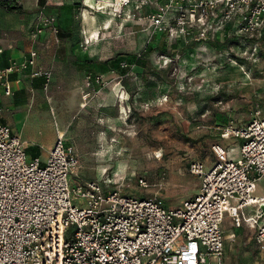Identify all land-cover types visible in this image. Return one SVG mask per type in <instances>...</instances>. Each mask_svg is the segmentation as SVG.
I'll return each mask as SVG.
<instances>
[{
	"label": "built area",
	"instance_id": "obj_1",
	"mask_svg": "<svg viewBox=\"0 0 264 264\" xmlns=\"http://www.w3.org/2000/svg\"><path fill=\"white\" fill-rule=\"evenodd\" d=\"M130 1L119 0L117 8L108 4L120 15ZM156 1L161 2L155 11L138 17L147 21L149 38L159 30L168 40L180 32L186 44L194 28L195 38L207 39L226 24L229 36L255 38L264 24V0ZM215 15L217 21L208 23ZM34 17L33 37L44 28L58 33L54 13L39 9ZM3 51L0 45V88L5 95L14 91L10 75L29 69L32 77H43L44 89L49 87L52 69L37 65L39 49L30 47L6 64L1 63ZM219 135L240 139L239 156L228 158L226 146L213 141L212 165L200 158L188 164L200 178L197 192L169 206L159 194L130 195L106 188L99 179L71 184L70 174L79 163L64 137L57 136L45 160L30 157L20 134L0 116V264H223V217L229 214L239 223L243 206L264 201V195L253 191L256 180L264 182L261 109L242 126L232 121L221 125ZM259 216L261 212L246 220L257 224L254 237L264 248V221L258 223Z\"/></svg>",
	"mask_w": 264,
	"mask_h": 264
},
{
	"label": "rangeland",
	"instance_id": "obj_2",
	"mask_svg": "<svg viewBox=\"0 0 264 264\" xmlns=\"http://www.w3.org/2000/svg\"><path fill=\"white\" fill-rule=\"evenodd\" d=\"M95 1L79 0L73 6L71 26L87 32L86 42L74 35L80 47L70 50L64 60L69 62L58 72L59 81L65 73L74 76V81L62 80L52 89L42 87L47 111L42 115L51 119L55 130L65 120L66 128L59 134L74 147L79 163L70 174L71 184L99 179L106 188L117 187L130 195L159 194L166 205H178L199 187L200 178L189 171V162L215 158L211 144L221 143V125L243 123L256 108L264 115V40L257 42L255 50L250 39L244 48L227 40L209 53L184 54L178 41L169 44L166 39L163 45L170 53L161 55V46L150 41L147 29H140L145 25L137 17L142 12H135L136 17L130 13L134 18L121 25L130 17L128 11L120 22L122 12L116 14L113 6L103 11L91 8L104 2L116 7L115 0ZM39 9L52 10L41 5ZM84 10L90 15L96 12L98 20L88 18L83 23ZM104 15L118 18L95 44L94 35L88 33L98 24L106 27ZM51 35L47 66L54 71L52 62L60 53L62 33L59 29ZM146 46L141 63L134 62ZM14 129L20 131L18 125ZM231 141L228 138L226 148L235 158ZM205 162L209 166L211 161ZM139 177L146 180V186ZM73 201L80 203L78 197Z\"/></svg>",
	"mask_w": 264,
	"mask_h": 264
},
{
	"label": "crops",
	"instance_id": "obj_3",
	"mask_svg": "<svg viewBox=\"0 0 264 264\" xmlns=\"http://www.w3.org/2000/svg\"><path fill=\"white\" fill-rule=\"evenodd\" d=\"M20 8L17 9H7L0 5V45L3 47L2 53V64H6L9 59L12 57H22L29 52L30 47H35L39 49V55L37 58V65L42 66L43 68L48 67L49 65V56L47 54V48L49 44H52L51 34L47 28H44L42 32H40L36 37L31 35L30 29L32 28L33 22L35 21V14L38 7L41 5L44 8H51V13H54L57 16V22L60 27V32L62 33V45L59 54L54 58L56 62H52L54 68L56 70L52 71V76L50 79L51 89L55 88L58 82L62 83V80L66 82H73L74 76L63 74L62 78L59 79L58 72H62V68L66 66L68 60L70 50L75 51L76 47H78L79 42L77 43L74 40V35H77L80 42H86L87 32L83 30H79L77 26H71L72 18L70 17L71 12L73 10V6L79 0H20ZM84 1V0H83ZM90 1V0H89ZM93 2V0H91ZM95 1V0H94ZM156 0H132L127 3L121 10L122 15L121 18H126L124 15L127 12L128 14L135 12H142L138 14L137 17L143 15L147 12H152L157 9ZM96 3V1H95ZM103 5V8L107 6V2ZM74 4V5H73ZM86 6V5H85ZM85 17L83 15L82 22L88 20V18L93 19L94 21L98 20V17L95 12L93 15H90L87 10H84ZM220 8L218 10V14L220 13ZM131 15V14H130ZM129 15V16H130ZM134 15V17H136ZM105 16V15H104ZM118 16V15H117ZM133 17V18H134ZM111 18L112 24L109 28H107L106 20ZM118 17L112 18L111 16H106L105 19L102 17V22L106 24L104 29L100 28V24H98V34L99 39L94 41L93 43L98 44L100 41V34L102 31H109L115 24L114 21L117 20ZM130 17L122 20L121 25H126L127 22H131L133 19ZM217 21V15L210 17L208 23H215ZM116 22V21H115ZM144 24L140 29L143 31L146 29L147 21L144 20ZM230 25L226 24L224 29H219L212 33L207 39L195 38L197 34V29L194 28L192 35L193 38L189 41V43L183 42V37L180 32L176 35V37L169 39V41H178L180 44V48H184V54H193V53H209L212 52L211 49L214 47L225 45L227 40H233L240 48H244L245 40H251L252 42H259L264 40V24L261 25L260 32L255 38H248L244 36L232 35L229 36L226 34L227 29H229ZM96 27V26H95ZM94 27V28H95ZM93 28V29H94ZM107 28V29H105ZM124 27L121 26V29ZM92 29V30H93ZM92 30L88 33L91 34ZM130 32L131 29H129ZM89 31V30H88ZM210 33V30H209ZM89 36V35H88ZM91 37V35H90ZM165 34L159 30L157 31L151 38L150 41L152 43L158 44V46H163L164 41H166ZM174 43V44H175ZM262 44V43H261ZM80 47V45H79ZM189 48L186 50L185 48ZM84 52V51H83ZM214 52V51H213ZM82 53V52H81ZM83 55V54H82ZM83 57V56H82ZM45 58V61H44ZM43 62V63H42ZM84 63V60H78L77 63ZM82 66V64H78ZM10 79L14 86V91L12 95H5L0 88V116L1 119L7 123L12 131L14 132V127L18 125L20 131H15L20 134L24 146L26 148V152L30 157L39 156L42 160H45L48 156V152L50 147L55 141L57 135H59V130H64L66 126L64 125L65 120L59 122L53 128L51 119L46 116V107L43 105L42 98V87H43V77L42 76H34L30 75V69L24 70L18 73H13L10 75ZM77 80V79H76ZM78 81V80H77ZM32 100V101H31ZM18 106V107H16ZM44 114V115H42ZM253 115V114H252ZM250 115L247 120L243 123H234L235 125L242 126L245 122H247L251 116ZM18 117V120L16 119ZM17 120V121H16ZM27 130L28 133H25ZM67 133V131H66ZM65 133V134H66ZM220 133V130H219ZM220 137V135H219ZM47 138V139H45ZM222 138V137H220ZM231 138L232 144L230 145V149H232V154L237 151V156H239V146L240 139L229 136ZM228 138H222L221 143L225 146L228 145L226 142ZM66 141V139H65ZM236 143L237 150H233L235 148ZM70 144V143H68ZM227 147V146H226ZM76 153V152H75ZM215 157V156H214ZM227 157L229 156L227 150ZM203 160L207 162H212L214 159L209 160V158H204ZM210 162L209 166L212 165ZM207 165V164H206ZM194 175V174H193ZM197 176V175H195ZM198 189V188H197ZM254 194L258 197L264 195V182L263 180H256L254 187ZM197 192V191H196ZM236 199L232 198V202H235ZM262 205L263 207H260ZM257 212H261V216L258 217L257 222L262 223L264 221V201L263 202H253L247 203L241 209V220L239 223H235L233 217L229 214H225L220 225L222 226L223 232V264H264V248H260L258 242L255 240V231L257 228V224L251 223L249 220H246L248 216H255Z\"/></svg>",
	"mask_w": 264,
	"mask_h": 264
},
{
	"label": "trees",
	"instance_id": "obj_4",
	"mask_svg": "<svg viewBox=\"0 0 264 264\" xmlns=\"http://www.w3.org/2000/svg\"><path fill=\"white\" fill-rule=\"evenodd\" d=\"M0 5L1 6H3V7H5V8H7V9H17V8H20L21 6L20 5H16V4H13V3H11V4H5V3H0ZM175 43V41L173 42V41H170V43L169 44H174ZM152 48H150V50H151ZM146 51H147V46L144 48V50L143 51H141L139 54H136V58H135V61L134 62H138V63H141V58L140 57H142V56H144V54L146 53ZM159 51H161V53H167V54H169L170 52H168L167 50H166V46H162L161 47V49L159 50Z\"/></svg>",
	"mask_w": 264,
	"mask_h": 264
},
{
	"label": "bare ground",
	"instance_id": "obj_5",
	"mask_svg": "<svg viewBox=\"0 0 264 264\" xmlns=\"http://www.w3.org/2000/svg\"><path fill=\"white\" fill-rule=\"evenodd\" d=\"M86 1V0H85ZM96 1H98V0H96ZM100 2H103V1H98V3H100ZM118 2H119V0H116L114 3H116V5L118 6ZM87 4L89 5V3L87 2ZM114 6V5H113ZM90 7V6H89ZM107 7H109V4L107 5ZM91 8H93V9H95V10H99V11H103L102 9H105V8H103V5L102 4H98V6H96V7H91ZM115 8H117V7H115ZM106 17V16H105ZM93 20H94V18H93ZM112 19L111 18H108V20H106V24H107V28H109L110 27V25L112 24V21H111ZM93 35H94V38H99V34H98V27L96 26L93 30H92V32H91ZM62 137H64L62 134H60Z\"/></svg>",
	"mask_w": 264,
	"mask_h": 264
},
{
	"label": "water",
	"instance_id": "obj_6",
	"mask_svg": "<svg viewBox=\"0 0 264 264\" xmlns=\"http://www.w3.org/2000/svg\"><path fill=\"white\" fill-rule=\"evenodd\" d=\"M260 207H263L262 205H260Z\"/></svg>",
	"mask_w": 264,
	"mask_h": 264
}]
</instances>
